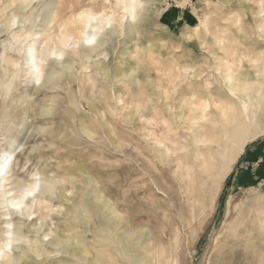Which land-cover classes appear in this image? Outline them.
Masks as SVG:
<instances>
[{"label":"rangeland","instance_id":"1","mask_svg":"<svg viewBox=\"0 0 264 264\" xmlns=\"http://www.w3.org/2000/svg\"><path fill=\"white\" fill-rule=\"evenodd\" d=\"M143 2L170 5L157 17L168 31H152L143 23L130 25L126 21L123 26L117 24L107 30L102 42L104 47L91 51L84 44L66 50L61 47V28L65 36L81 39L78 34L84 29L76 31L64 25V21L88 7L89 0H0V149L8 151L4 149L5 142L9 148L19 146L18 150L9 152L11 175L6 179L21 178L19 166L29 175L38 171L42 176L63 181L58 185L60 199L51 203L64 211L53 213L52 220L40 225L39 217L29 221L13 215L11 222L15 226L23 223L31 232L27 237L39 239L42 246L39 261L30 254L26 257L24 245L16 246L19 251H14L12 256L16 260L23 256L21 264H43V261L44 264H92L97 254L118 257V252L123 253L122 238L128 242V252L148 255L153 258V264H158L157 253L163 250L172 258L167 264H173L176 258L178 264H219L222 255L218 249L224 243L228 253L226 264H258L259 259H264V231L261 230L264 139L257 135L247 139L264 122V79L259 87L249 77L257 67L249 57L253 50L246 48L256 45L264 49L261 31L264 16L259 0H211L213 5L220 6L211 9V35L202 34L198 39L182 43L175 18L184 16V27L194 28L208 14L204 0H196L204 9L199 12L191 7L176 8L182 0ZM232 13L240 15L242 38L232 23H225L234 20ZM226 28L230 36L241 40L244 48L237 49L229 39L221 50L215 32L219 29L223 34ZM29 33L31 36L22 49H5L13 34L20 37ZM176 43L181 44L182 51L174 57L175 66L180 69L174 75H182L183 68L189 67L195 70L199 81L212 77L213 82L214 78L225 77L226 68L218 61L232 63V52L242 50L248 55L235 77L239 81L236 85H240L236 91L240 97L246 93L251 102L262 100V106L253 109L249 106L248 115H243L240 106L237 119L243 124L235 139L226 143L223 154L230 158L237 155L236 148L241 141L244 148L230 168L226 157L220 162L212 161L211 165L198 161L196 141L199 138L192 120L199 119L202 113L185 103L190 95L181 100L180 94L187 83L178 81L177 90L168 96L161 90L169 88L170 80L157 73L171 71L169 57L173 56L172 46ZM61 51L64 58L58 59ZM53 52L59 53L51 56ZM41 53L47 62L43 66L42 82L36 83L29 62L33 55L39 57ZM235 60L237 68L238 54ZM216 67L221 71L214 74ZM260 74L264 78V70ZM187 79L193 81V73ZM245 79L247 84L242 83ZM223 91L213 85L208 93L219 97ZM156 132L163 133L158 136ZM169 139L182 142L177 151ZM162 143L163 150L159 146ZM3 165L5 160L0 152V171L4 170ZM69 192L71 196L67 195ZM141 205L150 214L143 219L131 217L130 213L136 215ZM3 215L0 212V241L5 239ZM153 216L156 219H151ZM239 221L241 231L248 235L233 240L229 231ZM152 231H159L163 239L152 235ZM49 232L54 235L44 241L42 237ZM130 233L137 234L131 237ZM76 243L87 256L79 250H69ZM141 243L148 245L149 251L139 248Z\"/></svg>","mask_w":264,"mask_h":264},{"label":"snow or ice","instance_id":"2","mask_svg":"<svg viewBox=\"0 0 264 264\" xmlns=\"http://www.w3.org/2000/svg\"><path fill=\"white\" fill-rule=\"evenodd\" d=\"M204 2L207 5L208 14L203 15L198 20L197 25L194 28L184 27V16H177L175 18V28L179 32L181 43L183 41H193L194 39H198L202 34L211 35V33H209V29L212 26L211 9L213 7L219 9L220 6L219 4L213 5L211 0H204ZM168 7H170V5H149L144 3L143 0H131L130 4H126L124 0H115L114 4L112 3V0H103L102 3H100L99 0H89V6L84 7L77 16L73 17V21L83 25L84 30L80 33L81 39L76 40L71 35L65 36L64 29L61 28V47L62 49H73L79 47L80 44L99 46L103 42L107 30L114 29V26L117 24L123 26L126 21H128L130 25L143 23L152 31H168V28L161 26L160 20L157 18L164 11H166ZM175 7L178 9H187L191 7L197 12L204 11L203 7L198 4L196 0H182V3L178 2ZM237 7H239V5H237ZM259 7L262 10L261 15L264 16V0H259ZM121 12H123L122 15ZM232 17H234V20L230 19L225 21V23H232L234 29L240 34L242 38L243 24L240 15L237 13H232ZM13 26H15V21H13ZM262 32H264V29H262ZM30 36V33L26 36L20 37H17L15 34H13L11 39L6 42L5 49L8 50L9 47H11L12 50H17L18 48L22 49L24 47V43L30 38ZM215 37L216 43L221 46L222 51L224 50L223 46L229 42V39H231V42L237 46V49L244 48V44L241 42V40L230 36L227 28L223 34H221L219 29H217L215 32ZM201 46L204 47L203 43ZM150 47L151 46L149 45V48ZM172 50L173 56L169 57L171 71H162L157 73V75L161 77H167L170 80L169 88L161 89L166 96L171 95L177 90L176 84L178 81H183L187 83L189 88H192V82L187 79V75L189 73H193V78H195V70L189 67L183 68L182 75H174V73L180 72V69L175 66L174 57L176 54L181 53V44H173ZM137 51L139 52V49H137ZM52 55L56 56L57 54L53 52ZM236 55V52H232V63H229L227 60H220L218 63H222L226 68L224 85L228 95L238 99L237 91L233 89V85L239 82L235 79L237 75L235 60ZM261 55L264 56V53ZM57 58L63 59L64 52L61 51ZM245 59L246 57L243 55L239 57V62L241 65H243ZM46 62V58L42 53L38 60L33 55V58L29 62L33 66V72L36 76V83H40V77L43 76L42 69ZM255 62L256 61H254V63ZM14 67L18 68L19 65L14 64ZM220 71V67L213 69L214 74L219 73ZM205 75L207 74L205 73ZM13 79H15V74H13ZM211 81L212 77H208L207 80L201 81L198 87L202 92H210V90L213 88V83ZM244 90L247 91V86ZM210 99L211 96H209V100ZM196 101L197 95L195 94L191 95L190 99L186 98L185 101V103L189 104L190 107L197 109L202 113L199 119L192 120L193 125H199L201 121L209 120L208 113L211 106L210 103L204 99H200L199 103H195ZM216 107L218 109L223 108L225 120L229 119V114H231L233 118H235L237 115L236 108L231 103H227L226 105L218 104ZM242 108L243 115H248L249 106L247 104H243ZM253 135H257L259 138L264 139V122L261 123L258 132H250L247 139H252ZM159 146L160 148H164L163 144H160ZM243 147L244 142L241 141L236 148L237 154L240 153V150ZM4 149H8V151L0 149V152L3 153V158L5 160L4 172L5 175H11V168L8 164V160L10 159L9 152L18 150L19 146L17 145L13 148H9L8 143L5 142ZM225 172H227V167L225 168ZM20 173H23L21 178L13 177L12 180L3 179V181L0 182V212L4 213L2 219L5 221L3 225L5 229V239L0 241V264H21V260L24 258L23 256L21 257V260H16L12 256L14 251H19V248L16 247L19 245H24L25 253L34 256L37 261L42 259L39 239L31 240L25 236L23 232L25 225L21 223L19 226H15L11 222L13 215H17L22 218L26 217L29 221L33 220L34 216L39 217L40 225H43L46 221L52 220L53 213H62L64 211V209L59 205L53 206L51 203V200L60 199L58 195V185L63 183L62 180L42 176L38 171L32 172L29 175L26 171H24V169L19 168L18 166V175ZM157 191H159V189H157ZM261 191L264 192V188H262ZM67 195L71 196L72 193L69 192ZM55 227L56 224L53 222L52 228L55 229ZM261 230L264 231V224L261 225ZM29 235H31V232H29ZM39 235V232H37V237H39ZM52 235H54V232H49L48 234L44 235L42 239L44 241H48L49 237ZM56 247L59 248L60 245L58 244ZM57 254L58 253H53V255ZM262 264H264V261H262Z\"/></svg>","mask_w":264,"mask_h":264},{"label":"bare ground","instance_id":"3","mask_svg":"<svg viewBox=\"0 0 264 264\" xmlns=\"http://www.w3.org/2000/svg\"><path fill=\"white\" fill-rule=\"evenodd\" d=\"M102 0H99V2L100 3H102L101 2ZM124 2L126 3V4H130L131 3V0H124ZM65 3V2H64ZM66 7V6H65ZM61 8V7H60ZM60 8L58 9V10H60ZM73 8H74V6H73ZM67 9V8H66ZM75 9V8H74ZM57 10V11H58ZM59 12V11H58ZM62 13H66V11H62ZM80 13V12H79ZM79 13H77V14H72V16L70 17V18H67L66 20H65V18H64V25H66V26H68V27H70V28H72V29H75L76 31L78 30V29H81V30H83L84 28H83V25H81V24H79L78 22H76V21H73V17L74 16H77ZM59 14V13H58ZM51 16V15H50ZM56 16L58 17V15L56 14ZM69 17V16H68ZM60 18V17H59ZM62 19V18H61ZM15 20V19H14ZM55 20V19H54ZM47 21H49V19L47 20ZM59 21H61V20H59ZM58 22V21H57ZM48 23V22H47ZM126 23V22H125ZM53 24V23H52ZM264 29V28H263ZM48 30V29H47ZM81 30H78V31H81ZM109 31V30H108ZM259 31V30H258ZM262 31V30H261ZM260 31V32H261ZM73 32V31H72ZM69 33H71V31L69 32ZM76 33V32H75ZM74 33V34H75ZM78 33V32H77ZM108 33V32H107ZM72 34V33H71ZM77 35V34H76ZM78 35H80V34H78ZM57 36V35H56ZM51 37V36H50ZM78 37V36H77ZM57 38V37H56ZM78 40V39H77ZM108 42V41H107ZM59 43H60V41H59ZM106 43V42H105ZM54 44H56V42H54ZM61 44V43H60ZM85 47H87L88 49H90L91 51H97V50H100L101 48H103L104 47V44L103 43H101L99 46H88V45H84ZM109 46V45H108ZM86 48V49H87ZM248 50H253V51H251V54L252 55H250L249 54V57L251 58H253L252 60L253 61H256L255 62V66L257 67V68H254L251 72H250V74H249V77L250 78H253V80L256 82V85L258 84V86L260 87V86H262V84H263V79L264 78H262L261 77V75L262 74H260V71H262V70H264V62H262V61H264V56H262L261 54L262 53H264V49H262V48H259L258 46L256 47V45H253V46H251V45H247V47H246ZM87 49V50H88ZM36 50V49H35ZM66 50V49H65ZM47 51V50H46ZM50 51V50H49ZM57 52V51H56ZM102 52H103V50H102ZM59 53V52H58ZM57 53V54H58ZM73 53V52H72ZM100 53V52H99ZM237 53V52H236ZM101 54V53H100ZM238 56L240 57L241 55H243V56H245L246 58L248 57V55H245V53L244 52H242V50H239L238 51ZM51 56H52V53H51ZM50 56V57H51ZM31 57V56H30ZM33 58V57H32ZM31 58V59H32ZM36 58H37V60L39 59V57H37L36 56ZM49 60V59H48ZM53 62V61H52ZM51 62V63H52ZM55 62V61H54ZM231 62V61H230ZM239 62V61H238ZM245 62V61H244ZM243 62V63H244ZM262 62V63H261ZM262 64V65H261ZM48 65H49V63H48ZM241 67H242V65L240 64V62L238 63V65H237V68H236V72H239V70L241 69ZM32 68H33V66H32ZM43 70V69H42ZM51 73V72H50ZM55 73V72H54ZM48 74V73H47ZM91 76V75H90ZM43 77V76H42ZM42 77H40V81H41V79H42ZM45 78V77H44ZM224 76H222L220 79H218V78H214L213 79V85H216V87H218V89H221L223 92H222V94L219 96V97H216V95L214 94V93H206V92H201L200 91V88L198 87L199 85H200V83H201V81H199V80H196L197 79V77L195 76V79L193 78V81H191L192 82V84H193V87L192 88H189L188 87V85L184 88V90L182 91V94H180L181 95V100L182 99H185L186 98V94H188V96L190 95H193V94H195V95H197V101L195 102V103H199V100L200 99H204V100H206V101H208L209 103H210V108H209V113H208V115H209V120L208 121H201V123L199 124V125H194V127H196L195 129L197 130V138H199L197 141H196V143L197 144H199L198 146H197V152H198V161H200L202 164H212V161H214V162H216V161H218V162H220V161H222V160H224V159H228L227 160V167L228 168H230L234 163H235V161L237 160V158H238V156L241 154V152H242V150H243V148L240 150V153L239 154H237V155H235V156H233V157H226V156H224L225 154H223V152H225V150H226V148H227V142H230L231 140H234L235 139V136H236V134L238 133V130L240 129L239 128V126H241L242 124H243V121H241V120H238L237 119V115L239 114V111L238 110H240V106L242 107V105L243 104H247L248 106H250L251 107V109H253V107H257V106H262V100H260V99H258V101H256V102H251L250 100H247V94L246 93H243L242 95H241V97L237 94V96H238V99L237 98H233V97H230L229 95H228V92H227V90H225V85H224ZM35 79H36V76H35ZM43 80V79H42ZM45 80V79H44ZM36 81V80H35ZM42 82V81H41ZM240 82H242V81H240ZM247 82H248V80L247 79H245L244 80V82H242V83H245V84H247ZM185 83V82H184ZM45 84H46V82H45ZM45 84H43V85H45ZM239 86L240 85H236V84H234L233 85V89L234 90H237V88H239ZM209 96H211V99L209 100ZM227 103H231L235 108H236V111H237V115H236V117L235 118H233L232 116H231V114H229V119L228 120H225L224 119V112H223V108H220V109H218L217 107H216V105H226ZM258 108V107H257ZM195 110V109H194ZM197 110V109H196ZM157 111V110H156ZM158 113V115H159V112H157ZM156 113V114H157ZM154 117H155V115H154ZM152 119H154V118H152ZM152 121H154V120H152ZM165 127V126H164ZM195 130V131H196ZM160 132V131H159ZM154 133V136H156L155 135V132H153ZM163 133V132H162ZM162 133H159V134H162ZM168 133V132H167ZM156 134H157V132H156ZM159 134H157L158 136H160ZM195 134V133H194ZM90 135V134H89ZM167 136V135H166ZM173 136V135H172ZM181 136H182V134H181ZM187 136V135H186ZM169 137H170V135H169ZM174 137H175V135H174ZM195 137V136H194ZM194 137H192L193 139H194ZM176 138H179V137H176ZM184 138V137H183ZM183 138H181L182 140H183ZM201 138V139H200ZM202 138H206V139H202ZM164 139H166V138H164ZM172 139V138H171ZM171 139H169V140H171ZM180 139V138H179ZM166 140H168V139H166ZM165 140V141H166ZM195 140V139H194ZM193 140V141H194ZM172 141V140H171ZM165 143H167V142H165ZM172 143H173V147H174V150H178V148H179V145H181V143L177 140V141H172ZM163 145H165L164 143H162ZM201 144V145H200ZM182 146H183V144H182ZM167 147V146H166ZM172 147V146H171ZM172 147V148H173ZM168 148V147H167ZM164 148H162V150H163ZM169 150V149H168ZM173 150V151H174ZM181 151V150H180ZM169 152H171L172 153V151L170 150ZM175 152V151H174ZM178 154V153H177ZM175 155H176V153H175ZM180 155H183V154H180ZM149 156V155H148ZM150 157V156H149ZM226 157V158H225ZM234 157H235V159H234ZM9 161V160H8ZM194 162H195V160H194ZM211 162V163H210ZM200 163V164H201ZM165 164V163H164ZM156 165V164H155ZM172 165V164H171ZM215 165V164H214ZM4 166V165H3ZM187 166V165H186ZM202 167V166H201ZM200 167V168H201ZM174 170V169H173ZM176 170V169H175ZM188 170V169H187ZM204 170V169H203ZM228 170V169H227ZM172 171V170H171ZM175 172V171H174ZM230 172V171H229ZM176 173V172H175ZM174 174V173H173ZM172 174V175H173ZM177 174V173H176ZM226 174V173H225ZM174 176H175V174H174ZM0 177L1 178H3V179H6V177H7V175H5V172H4V170L3 171H0ZM221 177V176H220ZM175 179H176V176L174 177ZM225 178V177H224ZM126 179V178H125ZM127 180L128 179H126V182H127ZM180 181H181V179H179ZM154 181V180H153ZM178 181V180H177ZM131 183V182H130ZM134 183H137V182H134ZM133 183V184H134ZM178 183V182H177ZM132 185V184H131ZM130 185V186H131ZM170 185V184H169ZM190 185V184H189ZM128 186V185H127ZM134 186H136V185H134ZM150 186V185H149ZM182 186V185H181ZM191 186V185H190ZM121 187V186H120ZM187 187V186H186ZM186 187H184V189H186ZM126 188V187H125ZM192 188V187H191ZM131 189V188H130ZM183 189V190H184ZM132 191V190H131ZM186 191H187V189H186ZM121 192V191H120ZM122 192H123V188H122ZM151 192H153L152 190H151ZM162 193V192H161ZM188 193V192H187ZM129 194H130V192H129ZM126 195V194H125ZM157 195V194H156ZM187 195V194H186ZM195 195V194H194ZM199 195V194H198ZM124 196V195H123ZM129 196V195H128ZM150 196V195H149ZM120 197V196H119ZM135 197V196H134ZM196 197V196H195ZM122 198V197H121ZM130 198V197H129ZM130 199H132V198H130ZM134 199V198H133ZM154 199V198H153ZM159 199V198H158ZM187 199H189V198H187ZM156 200V199H155ZM124 201H126V200H124ZM134 201V200H133ZM158 202V201H157ZM165 202V201H164ZM87 205V204H86ZM120 205V204H119ZM145 205V204H144ZM142 206L141 205V209L138 211V213L136 214V215H133V213H130V216L131 217H136L137 219L139 218V219H143V217L146 215V214H148L149 212H151V211H149L148 209H145V206ZM147 207V206H146ZM149 207V206H148ZM119 208H121V207H119ZM121 210V209H120ZM130 212V211H129ZM124 213H125V210H124ZM127 213V212H126ZM126 213H125V215H126ZM150 214V213H149ZM120 215V214H119ZM152 215V214H151ZM155 215V214H154ZM150 217V216H149ZM146 218V217H145ZM120 219V218H119ZM135 219V218H134ZM147 219H148V217H147ZM151 219H156L154 216H153V218H151ZM119 221V220H118ZM145 221H147V220H145ZM152 221H154V220H152ZM140 222V221H139ZM121 224V223H120ZM123 224H125V223H123ZM119 225V224H118ZM241 226H242V223L239 221L238 223H237V225L236 226H234L232 229H230V237L233 239V240H240L243 236H246V235H248V232H245V233H243L242 231H241ZM134 227V226H133ZM126 228H127V226H126ZM129 228V227H128ZM127 228V230H129ZM135 229V228H134ZM132 230H133V228H132ZM129 231H131V230H129ZM23 232H24V235L25 236H27V234H29V231H28V228L25 226V228L23 229ZM133 232V231H132ZM46 233V232H45ZM140 233H141V231H140ZM162 233H164V230H163V232ZM131 234V233H130ZM137 233H132L131 234V237H134L135 235H136ZM161 233L159 232V231H152V235H154L155 237H159V239L161 240V239H163V236L162 235H160ZM143 237H145V239H146V237L147 236H143ZM154 237V238H155ZM178 232H175V239L177 238L178 239ZM121 244L123 245V253H119L118 252V257H115V256H108L107 255V257H105L104 255H102V254H97V257H96V260L94 261V262H92V264H96V263H103L104 261H107V264H153V258H151L150 256L148 257V255H146V257H144V255L142 254V253H139V252H137V253H135V254H132V253H130V252H128L127 250H128V248H127V245H128V242H125V240L122 238L121 239ZM175 242V241H174ZM218 242V241H217ZM42 243V242H41ZM55 243V242H54ZM231 243H235L234 241H231ZM175 244V243H174ZM220 244V243H219ZM218 244V245H219ZM41 245V244H40ZM54 245H56V244H54ZM139 245V248H142L144 251H149L148 250V245H144L143 243H141V244H138ZM227 245V243H224V244H222L221 246H220V248L218 249V251H219V254L220 255H222V259H221V262L219 263V264H226L225 263V261L227 260V256H228V253L225 251V246ZM172 246V245H171ZM40 247H42V246H40ZM161 247V246H160ZM134 248H135V246H134ZM137 248V247H136ZM40 250H42V249H40ZM69 250H79L80 251V253L82 254L83 253V249H81V247H80V244L79 243H76V244H73L70 248H69ZM138 250V249H137ZM157 252V251H156ZM24 254H26L25 253V251H24ZM80 254V255H81ZM174 254H175V252H174ZM79 255V256H80ZM82 255H84V256H87L88 254H86V253H83ZM106 255V254H105ZM28 256V254H26V257ZM90 256V255H89ZM163 257H165V259L164 260H162V258ZM229 258V257H228ZM255 258V257H254ZM171 256H167V253H166V251H162V252H159V253H157V263L158 264H167V263H169L170 261H171ZM42 260V259H41ZM262 261H264V259H259L258 260V264H262ZM45 262L43 261V264H44ZM104 264V263H103ZM173 264H178V258H176L175 259V261H174V263Z\"/></svg>","mask_w":264,"mask_h":264}]
</instances>
